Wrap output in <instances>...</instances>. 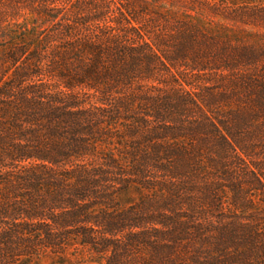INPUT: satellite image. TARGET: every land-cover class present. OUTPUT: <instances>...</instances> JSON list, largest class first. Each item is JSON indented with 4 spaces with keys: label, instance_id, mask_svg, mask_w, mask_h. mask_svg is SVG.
Returning <instances> with one entry per match:
<instances>
[{
    "label": "trees",
    "instance_id": "obj_1",
    "mask_svg": "<svg viewBox=\"0 0 264 264\" xmlns=\"http://www.w3.org/2000/svg\"><path fill=\"white\" fill-rule=\"evenodd\" d=\"M167 4L218 6L0 0V264H264V213L242 216L232 177L253 163L264 190V48L238 40L264 16H200L215 31ZM200 163L234 183L229 209ZM131 184L155 197L119 209Z\"/></svg>",
    "mask_w": 264,
    "mask_h": 264
},
{
    "label": "rangeland",
    "instance_id": "obj_2",
    "mask_svg": "<svg viewBox=\"0 0 264 264\" xmlns=\"http://www.w3.org/2000/svg\"><path fill=\"white\" fill-rule=\"evenodd\" d=\"M133 1L135 0H130V2ZM216 2L218 3V6L214 8L206 7L207 9H204L205 11L202 15H196L193 12H188L180 7H173L168 4L163 5V8L171 12L170 16H189V18L193 19L197 23L206 26L209 29L212 28L215 31H217L218 29H216V27L208 20H205L200 16H264V0H216ZM244 30H246L245 33L240 34L242 35V37H238V40L241 43L264 48V27L260 26L258 29L249 27ZM257 71H260L259 67H257ZM151 126H153V124ZM191 143L199 150L208 152L206 150L208 146L199 145L198 142L197 144L193 142ZM198 145L200 147H198ZM206 156L209 157L207 154L203 155L202 157L205 158ZM205 160L206 158L204 160H201V162H205ZM200 164H202L201 169H203L204 171L195 174V176H197V180L193 179V182L200 184H203L204 182V184H214L215 188H217V190L219 191L218 199H221L224 202V206L229 209L228 204H231L232 193L228 189V187L234 183H228L224 180H220V178L223 177L219 169L213 174L206 170L209 169L207 164ZM245 164L247 165V167L241 166L239 170L235 169L232 173V177L234 178V181L237 182L236 184L242 185V188L244 189L243 197L247 201L244 202L243 205L245 207L246 213L242 216L249 217L253 216V214H255L254 212L261 211L264 213V190H259V188L257 187V182H255V179L253 180V174H251V171L254 170L253 167L251 168V164L253 163L245 161ZM193 170H196V167L193 166ZM157 176H161V174L157 173ZM185 177L190 178L189 175ZM239 178L242 180L240 181ZM187 181L188 180H186V183H188ZM154 183L157 185L158 181H155ZM201 192V189H195L194 198L199 199L201 197L200 194H203ZM151 195L152 193L145 191L143 188L131 184L127 188L118 191V193L116 194V204L119 209H125L130 206L136 205L147 198H151ZM154 197L155 196L152 195V198ZM197 206H199L201 209H208L206 208L207 206L201 205V202L200 204L198 203ZM216 211L218 212V209ZM82 258L81 256L77 257L72 254H68L63 258L62 256L53 255L47 252L23 264H104L102 260L93 259L88 256H82Z\"/></svg>",
    "mask_w": 264,
    "mask_h": 264
}]
</instances>
